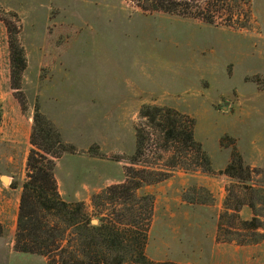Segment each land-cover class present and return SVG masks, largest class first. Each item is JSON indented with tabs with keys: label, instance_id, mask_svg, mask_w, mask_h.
<instances>
[{
	"label": "rangeland",
	"instance_id": "374dc122",
	"mask_svg": "<svg viewBox=\"0 0 264 264\" xmlns=\"http://www.w3.org/2000/svg\"><path fill=\"white\" fill-rule=\"evenodd\" d=\"M0 1V15L27 59L16 99L33 114L42 100L60 109L66 142L77 148L59 162L60 177L73 176L72 185L79 188L90 172L84 165H96L94 184L111 179L124 184L128 168L167 171L168 179L152 186L178 177L165 190L173 194L162 197L169 199L172 215L208 219L179 230L181 244L168 247L156 246L160 224H152L153 258L175 264H237L244 258V250L234 244H216L215 216L224 210L227 188L242 193L241 185L220 174L233 149L252 169L264 170V0H173L183 16L143 12L138 3L147 0ZM6 3L15 10L7 11ZM204 19H213L214 25ZM145 105L195 119V139L210 156L215 174L180 165L172 169L173 150H164L160 135L140 117ZM139 127L151 141L142 162L131 165ZM205 178L218 183L219 194L202 185ZM184 179L190 182L184 185ZM254 183L264 184V174ZM114 185L120 184L108 187ZM146 187L135 194L154 196L155 215L156 196L140 191ZM107 188L81 201L90 215L110 210L100 200L93 203ZM242 211V219L252 218L248 207ZM1 237L0 264H47L44 257L16 253L9 237Z\"/></svg>",
	"mask_w": 264,
	"mask_h": 264
},
{
	"label": "trees",
	"instance_id": "16d2710c",
	"mask_svg": "<svg viewBox=\"0 0 264 264\" xmlns=\"http://www.w3.org/2000/svg\"><path fill=\"white\" fill-rule=\"evenodd\" d=\"M173 0L139 2L143 12L183 16ZM0 12L1 9H0ZM214 25L213 19H204ZM10 34L11 79L13 89L20 90V81L27 68L23 47ZM70 38L68 45L73 41ZM66 49V48H65ZM23 110L24 104H21ZM140 117L146 126L159 134L166 151L173 150L172 169L181 166L185 171L201 170L214 175L211 158L196 141V120L167 107L145 105ZM151 135L145 128L136 129V152L129 159L139 165L148 150ZM33 146L27 163V181L23 185L17 222L14 251L44 257L47 264H175L155 262L146 255L149 233L153 224L154 196L136 197L143 186H152L168 179L164 170L127 169L124 184L108 187L93 198L110 210L90 215L83 202L68 203L58 191L55 177L56 162L64 155H75L77 148L64 142L61 132L36 105L33 116ZM223 147H227L224 143ZM229 147V146H228ZM118 161V160H117ZM221 175L241 185L227 188L224 210L219 216L217 242L240 247L258 245L264 241V184L256 185L255 176L264 170L252 169L242 155L232 150L231 160ZM121 206L122 209H118ZM248 207L250 220L241 218ZM93 217L98 223L93 224ZM0 224V236L4 235Z\"/></svg>",
	"mask_w": 264,
	"mask_h": 264
},
{
	"label": "crops",
	"instance_id": "0c3cea01",
	"mask_svg": "<svg viewBox=\"0 0 264 264\" xmlns=\"http://www.w3.org/2000/svg\"><path fill=\"white\" fill-rule=\"evenodd\" d=\"M2 2L0 1V6ZM7 11H13L7 3L3 5ZM15 90L12 87L11 79V53L9 46L8 29L0 21V224L3 226L5 232L3 236H8L10 241V248L14 247L15 236L17 232L18 215L20 211L21 196L23 192V185L27 181V163L29 154L33 148L31 144V137L33 133V111L25 112L21 103L16 99L14 95ZM41 111L51 120L55 126L60 130L61 135L66 142L64 136V114L60 113V109H51L48 107L44 100L41 103ZM67 143V142H66ZM67 156V155H65ZM63 156L56 162L55 177L57 181L58 191L62 199L66 202H87L89 197L94 193L107 188L111 184H121L123 180H106L105 182L97 181L94 184V178L92 173L98 174L96 165H84L89 168V174L83 178L82 186L74 188L72 182H74L73 176L60 177L59 175V162L65 157ZM81 160V157H80ZM227 164L230 159L225 160ZM252 167L256 166V163L249 162ZM80 164V163H79ZM214 164V162H213ZM81 166V165H79ZM78 168V167H77ZM222 169V168H220ZM185 176L187 175H181ZM120 178H122V173ZM7 179V182L4 181ZM207 183L202 185L211 189L212 193L217 192L219 194L220 188L215 183V180H209L205 178ZM178 180L177 176L174 179L162 183L158 186H150L143 188L140 191L154 194L156 196V206L154 209L155 215L153 225L159 223V237L155 244L156 246L168 247L170 245L178 246L181 244V240L176 239V234L184 227L198 225L192 221H198L206 217L205 215H172L173 209L170 205L169 199L164 197L163 193L168 197L173 193H167L165 190L171 188ZM190 182V179H184L182 184L186 185ZM123 183V182H122ZM174 192V191H173ZM222 196V195H221ZM162 199V206H158V202ZM186 206L185 203L181 204ZM163 212L164 215H157L159 212ZM243 214L249 215V211H242ZM207 218V217H206ZM208 219V218H207ZM219 217L215 216V242L217 245H226L217 243V227ZM152 225V227H153ZM200 225V224H199ZM151 227V231H152ZM149 234V241L147 245V256L156 261L153 258V244H152V232ZM2 237L0 236V248L2 246ZM238 249L244 250V258H242L237 264H264V241L258 245H251L240 247L233 245ZM17 253V252H16ZM163 262V261H156Z\"/></svg>",
	"mask_w": 264,
	"mask_h": 264
},
{
	"label": "water",
	"instance_id": "95a60500",
	"mask_svg": "<svg viewBox=\"0 0 264 264\" xmlns=\"http://www.w3.org/2000/svg\"><path fill=\"white\" fill-rule=\"evenodd\" d=\"M4 181H6V182H7V179H4ZM93 223H96V221H94Z\"/></svg>",
	"mask_w": 264,
	"mask_h": 264
}]
</instances>
